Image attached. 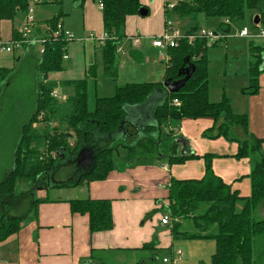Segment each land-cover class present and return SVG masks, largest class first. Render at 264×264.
<instances>
[{"label":"trees","instance_id":"16d2710c","mask_svg":"<svg viewBox=\"0 0 264 264\" xmlns=\"http://www.w3.org/2000/svg\"><path fill=\"white\" fill-rule=\"evenodd\" d=\"M87 1L103 4L102 21L104 33L108 36L102 48L104 71L108 78L115 79L122 55L118 53V47L127 44L124 34L127 20L139 16L144 5L141 0H76L75 3L81 7ZM173 1L177 4L172 10L164 11L165 18L174 20L176 17L178 20L188 19L196 23L199 16H205L220 20L218 30L230 33L231 26L224 25V20H229L231 24L244 22L248 12H251V27L264 29V0ZM37 4L55 5L59 8V14L43 23L49 30L41 37L45 41L44 52L37 59L34 58L33 62L35 71L41 76L37 83L34 108L16 136L11 169L0 182V243L17 234L23 222L27 220L28 217L19 216L17 211L25 206L26 199L32 200L35 190L42 187H73L84 181H105L116 168L113 155L120 148L126 150L129 160L139 162L163 156L168 159L169 165H173L200 158L195 154H177L180 139H175L174 130L180 127L178 124L183 120L208 119L212 121V126L204 131V136L211 140L224 138L236 141L238 150L234 158L237 160L250 156L256 158L252 161L254 164L252 163L248 176L250 194L241 196L232 185L225 183L215 174L213 161L218 155H205L206 168L201 179L173 178L168 187V207L164 212L168 211L175 224L173 237H189L188 234L179 232L177 223L181 219H191L195 227L206 234L202 238H212L216 242L211 264H263L264 259L256 258L254 251L256 240L264 238V219L256 221L253 215L261 207L264 210V139L250 132L249 116L235 114L232 101L228 97L224 96L220 102L210 101L208 50L218 44H209L207 40L200 38L190 44L184 39L179 42L177 48L170 49V66L166 65L165 82L178 81L179 73L190 64L195 65V73L179 93L167 94L163 103L156 108L157 125L144 129V135L154 133L153 137L151 135L149 139H141L135 144L124 142L114 145L111 137L122 127L131 136L136 137L138 133L135 127L126 122L129 110L126 107L143 105L151 94L163 90V85L145 83L119 86L115 96L97 99L95 111L90 112L87 82L69 81L65 86L73 88L74 94L66 103L59 104L50 96L57 85L49 83L48 80L51 75L64 70V57L69 45L63 38L57 39L53 36L57 25L66 16L62 10L63 0H38ZM29 5L30 0H0V24H13L19 13L27 12ZM256 16L260 17L259 25L254 23ZM200 29L198 25H194L186 34L197 35ZM12 35V40H22L21 31L15 28ZM134 55L137 56V53ZM249 56V88L244 90V94L255 96L260 91V78L264 74V44L250 43ZM13 73V69H0V93L8 86ZM174 100H178V107L172 105ZM42 114L43 118L39 120ZM36 122L40 126L33 128ZM169 127H172V131L167 133ZM0 128L3 127L0 125ZM70 132H73L78 140L74 146H70ZM95 132H99L105 139L99 141L102 147L95 148L97 160L89 174L85 175L79 184L71 180L55 181L56 175L66 164L68 154L76 155L81 141L88 143L87 147L92 146L89 143L93 142ZM51 152H56L58 157H51ZM63 155L65 159L61 158ZM71 165L77 167L75 161ZM25 188L27 191H23ZM37 202L39 200L32 201L34 204ZM239 205L240 210L237 209ZM25 207L28 209L29 205ZM71 209L74 213L89 216V229L92 234L114 228L110 200H73ZM211 229L216 231L212 233ZM156 244V241H153L144 249Z\"/></svg>","mask_w":264,"mask_h":264},{"label":"crops","instance_id":"0c3cea01","mask_svg":"<svg viewBox=\"0 0 264 264\" xmlns=\"http://www.w3.org/2000/svg\"><path fill=\"white\" fill-rule=\"evenodd\" d=\"M141 3L149 11V15L147 17L133 16L127 20L124 30L127 39L134 37H139L140 40L150 39L149 36L154 35L153 37H156L163 31L165 23L163 6L165 2H161V0L143 2L141 0ZM95 5L93 2L87 1L79 7L75 3L76 9H82L83 11L85 32L94 33L95 36L101 37L104 34L102 11L99 4H97V7ZM66 16L69 15L66 14ZM177 19L175 17L174 21ZM8 25L12 24L9 22H1L0 24V48L2 47L1 45H7L12 41L13 29L11 33ZM250 28L251 32H258V29ZM216 29L218 30V27ZM34 30L35 32L31 33L33 37L30 42L46 35L49 27L46 24L36 22ZM256 41L258 40L252 42L249 40L248 47L250 43L264 44V40ZM83 42V44L90 42L99 45L96 41L89 39ZM34 46V44L29 43L22 47L26 48L22 57L33 56L35 59L40 57L34 53ZM122 46L125 53L121 56L129 55L138 65H141L146 60V57L138 52L139 46L132 47L129 41ZM77 47L78 45L73 44L74 50ZM69 48L70 46L68 45L67 54H69ZM209 51L210 49L208 50V56L210 55ZM134 53H137V56ZM70 60L71 57L69 56L66 61ZM79 60L80 57L76 59L75 56L71 65V73L75 71ZM5 61L8 62V59L0 56V63ZM2 65L0 64V67H3ZM86 70L87 67L85 66V72L87 73ZM53 76L54 74L51 75L48 81L54 82L55 79L54 81L51 80ZM69 81H75V78L70 77L63 80L60 85L74 91L73 88L65 86ZM157 82L163 85V90H157L150 97L148 100L149 109L145 105L137 107L138 109H129L127 112V115L129 113L136 115L132 117L133 119H138L139 117L141 119V116L147 114L148 123H154V125L148 126L157 125L155 110L163 103L167 95V90L164 89L165 78ZM68 96L70 97V95ZM249 98L247 103H249L248 109L250 111L246 114H249L250 117V132L256 137L264 139V119L260 117L262 114L264 115V74L260 78L258 95L249 96ZM233 109L235 108L233 107ZM149 117L151 120H149ZM260 118L261 122L258 124L260 126L255 128V121ZM205 120L208 119L183 121H188L194 126H198L195 123H203ZM209 121L211 125L208 128L212 126V121ZM126 122L129 123L128 117ZM182 124L180 130L189 142L187 151L191 152V154L203 155L202 151H192L191 137L187 134L188 127H183ZM120 132H125V130H119V134ZM178 133L180 134V132ZM119 136L122 138L124 135ZM174 136H176L175 139H179L177 135L174 134ZM179 147L181 150L183 149L181 143H179ZM223 149L225 152L222 155L224 156H218L219 159H225L227 165L221 164L223 160H214L213 169L215 174L221 177L225 183L232 185L233 189L240 184L239 182L243 181V184L249 187L248 193L250 194L248 176L252 166L250 162L248 163L249 159L234 160V155L237 153H235V148H232L231 153L226 150L225 146ZM119 150L121 148L117 152ZM218 152L221 151L219 150ZM126 154L123 160L119 157V167H116L105 181H84L79 184L80 181L79 185L77 184L78 186L52 189L42 187L35 190L32 200H25V206L29 205L28 209L23 206L17 211L19 216L28 217L27 220L23 222L17 234L0 243V264H147L146 260L148 258L150 261H156L155 251L158 249L168 248L173 253V242L175 239L172 232H161L157 238L155 230L157 224L161 228L163 227L160 219L162 212H164L163 207H168V201L166 200L168 187L173 178L178 180H182L184 177H189L188 179L194 178L195 180L201 179L205 171L204 161L182 164L183 169L193 166L192 164L199 165L200 169L197 167L196 173L189 171L188 176H177L175 170L171 168L169 163L165 162L167 159L163 156H159L156 159L149 158L148 160H153L150 164H147L148 161L145 159L144 161H138L137 165H135L133 160H129L127 152ZM162 160L164 161L162 162ZM221 166H226V168L221 171L219 170ZM242 178L243 180H241ZM33 199L39 200V202L34 204L32 203ZM82 199L110 200L112 202L114 228L106 232L92 234L89 229V216L74 213L71 209V201ZM151 211L155 212L150 217H147ZM149 219H154L155 223L150 225L148 223ZM153 241L157 243L155 246L152 245L149 249H144L145 246L152 244Z\"/></svg>","mask_w":264,"mask_h":264},{"label":"rangeland","instance_id":"374dc122","mask_svg":"<svg viewBox=\"0 0 264 264\" xmlns=\"http://www.w3.org/2000/svg\"><path fill=\"white\" fill-rule=\"evenodd\" d=\"M38 0H30V5L33 7V18L35 24H33L32 33L35 32L36 22L44 23L51 20L59 14V8L55 5H38ZM76 0H64L62 10L65 14L69 16L64 17L61 20L63 28L65 31H68L74 36V41L69 43V54L68 57H71L70 61H64L63 67L64 70L58 73H55L52 77V83H55L57 87L55 88L60 94H66L72 96L74 91L72 89H67L62 87L61 81L68 78H75V81L85 80L87 82V91H88V109L90 112H94L96 108V100L99 98H109L113 97L116 94V90L119 86H124L128 84H145V83H158L161 81L166 72V59L169 55L165 50H158L152 46V40L154 35L149 36L150 39L140 40L138 52L142 53L146 57V60L138 65L135 61L129 56H121L120 63L118 66V75L115 79L108 78L104 71V59H103V45H95L93 43H85L86 39L89 38V34H94L90 32H85L84 30V16L82 9H76L75 7ZM143 2H150L151 0H142ZM160 1V0H159ZM168 0H161V2H166ZM173 2V0H169ZM96 7L98 6L95 3ZM165 4V3H164ZM143 5V4H142ZM164 8V6H163ZM250 15L251 12H248L247 19L244 22L233 23L231 24V32L227 37L226 42H221L216 48H210L209 58V90H210V101L211 102H220L224 96L228 97L232 101V105L235 108V114L242 115L250 111L249 103L247 100L250 99L249 96L244 94V90L249 87V77H248V62L250 60L249 56V39H242L239 37V33L242 29L247 28L251 32L250 25ZM28 14L19 13L12 25H8L10 32L15 28L19 31H22L25 26H27ZM175 24L181 32L188 31L192 26L198 25L201 29H206L208 31H215L220 24V20L213 18H206L205 16H199L197 22H192L188 19L176 20ZM164 30V28H163ZM163 32V31H162ZM162 32L157 35L160 36ZM253 33V32H251ZM33 35L29 33L27 36V42L29 43L32 40ZM37 38V37H36ZM41 38V37H38ZM260 42L259 39H257ZM262 40V39H260ZM5 42V41H4ZM73 44L78 45L74 50ZM34 53L37 56L41 55V51L44 48L42 43L34 44ZM7 47L13 50V53H6L0 50V56L6 57L8 62L0 63L3 64V67L0 69H13L14 73L9 81L8 86L2 90L0 93V125L3 127L0 128V182L5 178V174L11 169V164L13 160V151L15 148L16 136L21 128V126L28 120L30 117L34 103L36 100V88L38 80H41V76L35 71L34 57L27 56L22 57L25 53L26 48H13L10 42L7 44ZM129 48V47H128ZM1 49V48H0ZM162 55V57H161ZM76 56V59L80 57L78 64L75 68V71L71 73V65ZM22 59L20 60V58ZM165 58V61L162 58ZM20 60V61H19ZM85 66L87 67V73L85 72ZM51 82V81H49ZM149 103L146 104V108L149 109ZM126 109H138L137 107H126ZM249 116V114H246ZM136 116L133 113L128 114L129 123L138 130L137 136L129 135L128 132H117L114 136V145L119 143H128L135 144L141 139H149L154 133L149 135H144L142 129L148 125V115L145 114L141 116V119H133L132 117ZM264 119V115L260 116ZM261 118L255 121V128H258V125L261 122ZM250 119V117H249ZM149 120L151 118L149 117ZM191 121V119H188ZM182 122L178 125L175 135L179 139H187L183 132L180 130ZM198 126H194L188 121H183V127H188L187 134L190 135L193 152L202 151L203 155H197L200 158L194 160H186L183 163H195L196 161H204L205 165V155L216 154L219 156L222 155L224 151L223 147L225 146L226 150L231 153L232 148H235V153L238 150V144L236 141H229L224 138L211 140L208 137L204 136V131L211 125L209 120H205L203 123H195ZM209 124L208 126H206ZM206 126V127H205ZM167 133L172 131V127H169ZM180 132V134L178 133ZM216 132V131H215ZM182 133V134H181ZM148 134V133H147ZM119 135H124L122 138ZM73 143H78L77 138L73 132L69 133ZM133 138V139H132ZM155 138V137H154ZM103 139V136L99 132L94 133L93 142L89 143L94 148L102 147V144L99 142ZM224 145V146H223ZM88 146V143L81 141L79 145V150ZM165 149V148H164ZM198 150V151H197ZM221 152H218V151ZM234 153V154H235ZM178 155H182L183 152L178 147ZM221 154V155H220ZM126 150L121 148L119 152H115L113 159L115 160L116 167H119V160H123L126 157ZM219 156L214 160H218ZM76 159V155L68 154L66 159V164L64 168L56 175L55 181L62 182L66 180H71L72 182H77L83 170L78 169L71 163ZM232 159V158H231ZM248 163L256 160V158L249 157L247 158ZM161 160V159H160ZM220 161L223 158L219 159ZM235 160V158H234ZM237 160V159H236ZM135 165L138 161L133 160ZM147 164L152 163L153 160H147ZM164 160H162L163 162ZM225 159L221 162L223 165ZM168 163V159L165 160ZM214 162V161H213ZM254 164V163H253ZM68 165V166H67ZM193 166L183 169L182 164H173L171 168L175 170L177 176L185 175L188 176V172H195L199 165L192 164ZM190 168V170H189ZM206 168V165H205ZM226 166H221L219 170H223ZM173 170V171H174ZM205 174V171H204ZM203 174V176H204ZM202 176V177H203ZM189 177H184L182 180H191ZM181 180V179H180ZM243 180V178L241 179ZM240 184L237 187H234V190L239 191L241 196H248L249 187L243 184V181L239 182ZM25 191L27 189L25 188ZM165 209V207H163ZM163 209V210H164ZM237 209H241L239 205ZM157 210V209H156ZM151 211L147 217H150ZM168 212V211H167ZM167 212H162L161 218L164 215H169ZM158 213V210H157ZM146 217V218H147ZM253 219L260 221L264 219V210L259 208L253 215ZM149 224L152 225L155 223L154 219L148 220ZM154 221V222H153ZM152 222V223H151ZM161 222V219H160ZM178 224V230L182 234H188L187 238L175 239L173 242V250H182L183 259L176 264H211V257L216 250V242L212 238H202L206 234L202 233L195 227L194 222L191 219H181ZM175 224H171L169 227H160L159 224L155 227L156 237L161 232H172ZM212 233L216 229H211ZM167 232V233H168ZM204 234V235H202ZM209 234V232H207ZM254 255L256 258L262 257L264 259V238H259L256 240ZM172 253L167 249H158L155 251L156 261H150L149 258L146 260L147 264H163V258L171 257ZM264 261V260H263ZM264 264V262H263Z\"/></svg>","mask_w":264,"mask_h":264},{"label":"built area","instance_id":"2783aa9c","mask_svg":"<svg viewBox=\"0 0 264 264\" xmlns=\"http://www.w3.org/2000/svg\"><path fill=\"white\" fill-rule=\"evenodd\" d=\"M177 4L176 1L173 2H169L166 1L164 4V11L165 10H172L175 5ZM99 7L102 10L103 9V4L99 3ZM27 14H28V22H27V26H25V28L23 29L22 33V40H12L10 42V44L13 46V48H22L25 45L32 43V44H36V43H42L44 44V40L43 39H36L33 40L32 42H27V36L29 35V33H32V28H33V24H35L34 18H33V7L29 6L28 10H27ZM224 25L226 26H231V22L229 20H224L223 22ZM230 35V33H225L223 31L220 30H215V31H208L206 29H200L197 35H188L186 33L181 32L176 24L175 21L172 19H168L165 18V23H164V30L162 32V34L160 36H156L153 37L152 40V45L153 47L159 49V50H165V51H169L170 49H174L177 48L179 46V42L181 40L186 39L190 44H193L194 41L198 38L200 39H205L209 42V44H219V43H223L226 42L227 37ZM53 36L56 37L57 39H64L67 42H72L74 41V36H72V34L68 31H65L63 28L62 23H59L57 25V29L55 30V32H53ZM239 37L241 38H245V39H249L251 40H257V39H262L264 40V29H260L258 30L257 33H251L249 31V29L244 28L240 31L239 33ZM89 40L92 41H96L98 44L103 45L106 40L108 39L107 34H103L101 37H97L94 34H90ZM127 41H129L132 45V47H137L139 46V42L140 39L139 37H134V38H129L127 39ZM2 50L4 52L7 53H13V50L9 47H7V45L3 44L1 45ZM67 52L65 54L64 60L68 59V47L66 48ZM118 53L119 54H124V48L123 46L118 47ZM44 52V50L41 51V54ZM162 57V55H161ZM163 61H165V58H162ZM170 58L169 55L167 56L166 59V65L170 66L169 64ZM47 82V81H46ZM45 82V83H46ZM55 101H57L59 104H64L68 101L69 96L66 94H60L56 89L54 91H52L51 95H50ZM172 105L174 106H179V102L178 100H174ZM43 118V114L40 115L39 120H42ZM40 126V124H38L37 122L33 125V128H38ZM176 130H174V134H175ZM176 137V136H174ZM70 146H74V143H70ZM50 156L53 158L58 157L56 152H51ZM171 224H173L172 218L170 215H164L161 218V225L164 227H169ZM183 252L182 250H176L172 253L171 257H167L163 259V264H176L177 262L181 261L183 259Z\"/></svg>","mask_w":264,"mask_h":264},{"label":"water","instance_id":"95a60500","mask_svg":"<svg viewBox=\"0 0 264 264\" xmlns=\"http://www.w3.org/2000/svg\"><path fill=\"white\" fill-rule=\"evenodd\" d=\"M148 14H149V11L145 7H143L139 12V16H141V17H147ZM254 23H255V25L260 24V17L259 16L255 17ZM195 71H196L195 65L190 64L184 69V71L179 73L180 79L178 81H174V82H172L171 80L166 81L164 83V89L167 90V94L179 93L184 88L185 84L191 79V77L193 76ZM152 95L153 94H151V96ZM150 97L146 100V102L143 105H140V106H145L148 103V100L150 99ZM137 107H139V106H137ZM151 124L152 123H148V125H151ZM122 128L120 129V131L122 130ZM140 129H142V131L144 132L145 128H140ZM114 136H112L111 139H114ZM103 139H105V138L103 137ZM179 143H181L183 145L182 156H185L187 154H191V152L187 151V147L189 146V142L186 139L180 140ZM61 158H65V156L63 155V156H61ZM96 160H97L96 150L93 146L81 148L79 150V152L76 154V159L74 161L76 162L77 168L80 170H83L84 172L82 173V175L78 179V181H77L78 183L81 181V179L85 175L89 174V171H91L92 168L94 167Z\"/></svg>","mask_w":264,"mask_h":264}]
</instances>
